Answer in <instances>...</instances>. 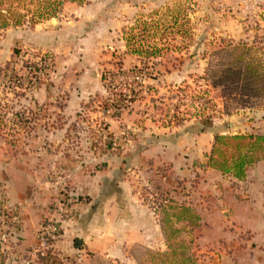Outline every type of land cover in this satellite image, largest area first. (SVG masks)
Here are the masks:
<instances>
[{
    "label": "rangeland",
    "instance_id": "374dc122",
    "mask_svg": "<svg viewBox=\"0 0 264 264\" xmlns=\"http://www.w3.org/2000/svg\"><path fill=\"white\" fill-rule=\"evenodd\" d=\"M177 9L187 15L186 19L189 21L187 28L190 30L187 37H181L175 32L156 36L154 44L162 50L159 57L144 63L138 60L135 67L131 66V63L122 62L118 55L114 56V53L119 51V39L125 44L126 34L137 21L166 20L168 18L164 16L167 10ZM227 41L252 45L258 50V55L264 58V0H87L82 6L66 3L62 14L56 20L51 19L33 28L26 25L0 31V147L2 139L9 145L16 141L12 138L13 128L24 129L27 123L32 124L33 120L41 115L36 107L31 109L29 103L35 99L30 92L53 74L56 56L72 55L78 59H89L95 54H106L110 61H104L107 65L102 69V79L110 80L117 85L116 95L131 94L128 102H123L124 99L120 101L124 106L121 112L130 117L127 119L134 124L136 131L137 129L141 131L128 134L126 132L117 138L115 146H111L107 140L95 136V128L89 129L87 124H83L86 125L83 129L82 124L79 123L77 126L73 123L68 126L67 137L61 141L56 137L52 148L61 149L63 154L69 156L66 159L77 161L81 166L88 168L93 167V153L101 150H111L118 154L129 148L134 152L145 153L147 147L155 146L158 148L156 152L133 163V170L141 168L145 171L136 179L140 191L149 190L154 194L163 192L161 189L163 182L154 178L148 168L152 166L159 169L158 171L169 170L172 165L165 157L171 160L173 156L175 159L176 151L170 149L171 144L159 142L163 136L171 132L170 130L180 127L179 131L168 136L174 138L173 146L178 142L179 134L181 135L183 130L190 133L201 131L205 126L223 119L237 120L239 125L242 122L248 127L251 126L249 123H253L256 126L254 129L264 134V100L257 101L254 106L224 115L221 88L213 89L207 86L204 80V69L209 61L214 60V52ZM40 63L45 70L36 73L39 69L37 65ZM123 71L127 73H122ZM137 71L144 72L147 77L141 84L132 79ZM35 73L39 79H35L37 77ZM48 84L54 85V82ZM59 97L63 100L65 95ZM114 99L119 101L117 97ZM55 101H59V98ZM56 112L52 109L53 116H49L47 111L45 115L46 119L52 117L54 125L50 126L53 129L60 125V114ZM79 115L77 120L80 122L87 118L84 112ZM171 116H179L178 118L183 121L179 125H175L174 122L168 124ZM86 131L88 133L85 135ZM143 138L149 142L142 141ZM191 164L204 166L206 159L205 157L193 159ZM65 176L68 175L64 171L56 169L47 173L45 178L51 183H56ZM196 178L198 177L188 179L180 177L174 182L179 185L188 181L198 182ZM189 186L194 187L191 184ZM195 187L194 192L203 190L200 186ZM225 188L226 192H221V203L215 201L216 197L209 195L206 197L209 201L204 210L200 213L198 211L202 219L208 223H204L194 233L183 226H178L181 231L180 239L189 246L198 264L212 257L210 254L213 248L219 245L226 247L239 244L246 247L244 251L236 253L228 251L219 255L218 252H214L213 256H224L229 260L245 262L264 259L263 238H259L251 231L243 233L234 230L240 210L243 206L248 207L245 205L248 199L242 197L245 194L230 192L227 191V187ZM186 190L188 189H184L185 193L181 191L177 194L176 199L186 198ZM56 191L59 192V189H55ZM227 231L229 233H225ZM248 246L255 249L248 251L246 249ZM124 249L126 254L119 259L98 258L97 264L147 263L146 249L143 246H128ZM151 251L155 252L156 249Z\"/></svg>",
    "mask_w": 264,
    "mask_h": 264
},
{
    "label": "crops",
    "instance_id": "0c3cea01",
    "mask_svg": "<svg viewBox=\"0 0 264 264\" xmlns=\"http://www.w3.org/2000/svg\"><path fill=\"white\" fill-rule=\"evenodd\" d=\"M119 40V51L115 52L114 56L118 55L122 62L131 63L133 67L137 66V57L128 54L123 40ZM61 56H56L55 71L47 81L30 92L35 99L29 103L31 109L36 107L41 115L33 120L32 124L27 123L24 129L13 128L12 138L16 141L12 145L2 139L0 195L7 206L15 209L22 205V209L20 226L9 228L7 252L5 255L0 252V264H16L17 256L27 254L35 244L36 233L42 222L47 216H52L50 206L56 186L55 183L49 182L45 175L56 169H61L68 175L65 176L64 182L77 200L75 205L77 213L73 220L62 224L61 238L54 244L56 255L54 264H97L98 258L119 259L126 254L124 248L135 245H141L146 250L164 251L166 248L156 215L143 201L142 189L140 191L139 183L136 181L145 171L141 168L133 170V163L156 152L158 148L147 147L145 153L127 148L118 154L111 150H101L93 153V167L88 168L81 166L77 161L66 159L69 156L63 154L61 149L52 148L56 137L60 141L67 137L69 124L79 126L80 123L83 129L86 127L83 124H87V128H92L93 120L101 115L96 104L109 97V90L105 88L101 74L103 67L107 65L104 61H110L106 54H95L89 59H78L72 55ZM51 82H54V85L48 84ZM63 94L65 97L62 100L59 95ZM57 98L59 101L56 102ZM52 109L60 114V125L57 129L50 126L54 125L52 117L49 119L45 117L46 111L49 116H53ZM83 112L87 118L80 122L77 120V114ZM127 117L130 119L123 112L108 116L107 133L119 138L126 132L127 134L133 131L140 132V129L135 130L134 124ZM218 123L191 133L183 130L174 146V138L168 136L179 131L180 127L170 130L171 132L163 136L159 142L171 144L170 149L176 151L175 159L173 156L171 160L165 157L172 165L169 170L158 171L159 169L151 166L148 171L154 178L161 179L163 182L161 189L164 191L170 189L177 195L181 191L184 192V189H191L190 192L186 190L187 196L183 200L199 213L206 207L209 201L206 197L209 195H213L212 197H216L215 201L221 203V192H226L225 187L227 191L245 194L242 197L248 199L245 204L248 207L243 206L240 210L234 230L243 233L251 231L264 241V161L249 170L246 180L242 182L225 177L220 172L207 168L205 164L204 166L191 164L193 159L202 157L206 159L215 134L260 133L254 129L256 126L253 123H249L250 127L242 122L239 125L237 120L231 119H223ZM87 133L86 131L85 135ZM142 141L149 142L144 138ZM194 176L198 177L196 178L198 182L188 181L181 185L174 182L180 177L188 179ZM190 184L194 187L200 186L203 190L194 192L196 187L191 188ZM203 222L208 223L205 220ZM245 247L239 244L215 246L210 254L212 257L201 264H264V259L260 258L245 262L229 260L224 256H213L214 252H218L219 255L228 251L236 253L244 251ZM246 249L252 251L255 248L248 246Z\"/></svg>",
    "mask_w": 264,
    "mask_h": 264
},
{
    "label": "trees",
    "instance_id": "16d2710c",
    "mask_svg": "<svg viewBox=\"0 0 264 264\" xmlns=\"http://www.w3.org/2000/svg\"><path fill=\"white\" fill-rule=\"evenodd\" d=\"M66 3L82 6L87 0H0V31L26 25L33 28L56 19L62 14ZM186 16L180 9L167 10L164 16L168 18L166 20L137 21L124 40L127 53L143 63L159 57L162 50L154 44V38L174 32L187 37L190 30ZM213 57L214 60L209 61L204 69V80L213 89L221 88L224 115L264 100V58L258 55L255 47L227 41L214 52ZM105 88L109 89L107 85ZM116 96H119V101L114 99L115 105L124 99L122 93ZM107 104L108 100L105 99L102 107H108ZM79 117L77 114V119ZM178 117H169L168 124L174 122L179 125L183 120ZM261 161H264V134H215L205 165L225 177L242 182L246 180L249 170ZM152 194L158 200L155 217L166 249L155 252L145 250L148 259L147 263H142L198 264L189 246L180 239L181 231L178 228L183 226L193 233L198 231L204 224L198 210L188 206L183 199H176V194L170 189Z\"/></svg>",
    "mask_w": 264,
    "mask_h": 264
},
{
    "label": "built area",
    "instance_id": "2783aa9c",
    "mask_svg": "<svg viewBox=\"0 0 264 264\" xmlns=\"http://www.w3.org/2000/svg\"><path fill=\"white\" fill-rule=\"evenodd\" d=\"M42 65L43 64L41 63L40 65H37L39 66V69L36 73L45 70ZM36 75L37 77H35V79H39L38 74ZM132 79L133 81L141 84L147 79V77L144 72L137 71ZM109 82L110 80L105 81V86L107 85L109 88V97L107 98L108 107H102L101 101L97 103L96 106L99 108L101 115L97 119L93 120L92 127L96 130L95 136L97 138L104 141L107 140L111 146H115L118 137L107 133L106 118L111 114L121 112L124 106L121 102L116 105L114 104V97H119L116 96L117 85L112 83V81L110 83ZM130 95H123V102H128ZM64 181L65 178L60 181H56L55 183L56 189H59V192L56 191L58 194L55 192L54 199L50 206V213L52 216H47L45 218L36 233L34 246L27 254H20L17 256L16 264H54L56 260L54 244L61 238L62 224L65 221L73 220L77 213L75 209L77 200L71 190H69V186H67ZM0 196V252L5 255L7 252L6 248L9 240L10 226H20L21 224L20 211L22 209V205H18L15 209H13L7 206L6 202L2 200V195ZM141 196L143 197V201L155 215L158 206L157 198L153 196L149 190L148 192L142 190Z\"/></svg>",
    "mask_w": 264,
    "mask_h": 264
}]
</instances>
